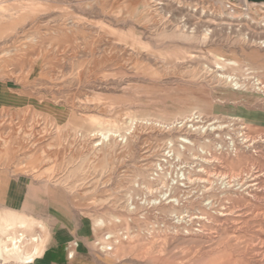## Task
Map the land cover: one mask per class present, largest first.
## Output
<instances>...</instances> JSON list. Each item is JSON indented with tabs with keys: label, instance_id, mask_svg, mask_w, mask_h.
<instances>
[{
	"label": "rangeland",
	"instance_id": "rangeland-1",
	"mask_svg": "<svg viewBox=\"0 0 264 264\" xmlns=\"http://www.w3.org/2000/svg\"><path fill=\"white\" fill-rule=\"evenodd\" d=\"M244 2L0 0V264H264Z\"/></svg>",
	"mask_w": 264,
	"mask_h": 264
},
{
	"label": "bare ground",
	"instance_id": "bare-ground-1",
	"mask_svg": "<svg viewBox=\"0 0 264 264\" xmlns=\"http://www.w3.org/2000/svg\"><path fill=\"white\" fill-rule=\"evenodd\" d=\"M249 5H250V3L247 1V0H245V2H244V6H243V9H245V10H247L248 8H249ZM229 7H231V6H229ZM104 135V137L107 135V134H103ZM34 239H36V240H38V238H34ZM13 246L11 247V248H6V251H9V250H16L17 248H19V244H18V242H21V239L19 238V240L16 238V237H13ZM22 243V242H21ZM20 250V249H19ZM4 250L3 249H1L0 248V258L1 257H4L3 256V252ZM40 252H41V247H36V249L34 250V253L33 254H31L30 256H38L39 254H40ZM17 254H18V252H16ZM18 257H22V255H21V253L20 254H18ZM29 261H32L31 259L29 260V257L28 258H26L24 261H22V262H29Z\"/></svg>",
	"mask_w": 264,
	"mask_h": 264
},
{
	"label": "water",
	"instance_id": "water-1",
	"mask_svg": "<svg viewBox=\"0 0 264 264\" xmlns=\"http://www.w3.org/2000/svg\"><path fill=\"white\" fill-rule=\"evenodd\" d=\"M250 5L251 4H260V3H264V0H247Z\"/></svg>",
	"mask_w": 264,
	"mask_h": 264
},
{
	"label": "built area",
	"instance_id": "built-area-1",
	"mask_svg": "<svg viewBox=\"0 0 264 264\" xmlns=\"http://www.w3.org/2000/svg\"><path fill=\"white\" fill-rule=\"evenodd\" d=\"M30 263H31V261H29V262H21L19 264H30Z\"/></svg>",
	"mask_w": 264,
	"mask_h": 264
}]
</instances>
